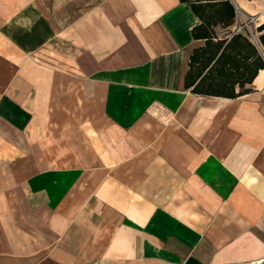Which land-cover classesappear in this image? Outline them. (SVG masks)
I'll return each mask as SVG.
<instances>
[{"label":"crops","instance_id":"crops-1","mask_svg":"<svg viewBox=\"0 0 264 264\" xmlns=\"http://www.w3.org/2000/svg\"><path fill=\"white\" fill-rule=\"evenodd\" d=\"M232 2L219 36L264 16ZM197 22L180 0H0V264H264V68L235 98L186 89Z\"/></svg>","mask_w":264,"mask_h":264},{"label":"trees","instance_id":"trees-1","mask_svg":"<svg viewBox=\"0 0 264 264\" xmlns=\"http://www.w3.org/2000/svg\"><path fill=\"white\" fill-rule=\"evenodd\" d=\"M187 3L198 22L192 35L203 44L193 48L184 75V87L192 93L235 98L250 92L264 58L245 28L219 36L235 19L232 0H180ZM259 28L263 29L264 25ZM264 45V32L260 36Z\"/></svg>","mask_w":264,"mask_h":264},{"label":"built area","instance_id":"built-area-1","mask_svg":"<svg viewBox=\"0 0 264 264\" xmlns=\"http://www.w3.org/2000/svg\"><path fill=\"white\" fill-rule=\"evenodd\" d=\"M260 25H264V16L261 17L260 19H258L254 15H249L246 17L243 16V22L238 24L237 29L240 30L241 28H245L249 33V32H251L250 27H252V26L259 27Z\"/></svg>","mask_w":264,"mask_h":264},{"label":"rangeland","instance_id":"rangeland-1","mask_svg":"<svg viewBox=\"0 0 264 264\" xmlns=\"http://www.w3.org/2000/svg\"><path fill=\"white\" fill-rule=\"evenodd\" d=\"M243 22V17H242V19L240 20V22L239 23H242ZM253 39H255L254 37H252Z\"/></svg>","mask_w":264,"mask_h":264}]
</instances>
